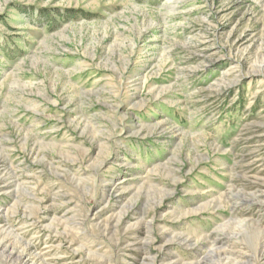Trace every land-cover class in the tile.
<instances>
[{
  "label": "rangeland",
  "instance_id": "rangeland-1",
  "mask_svg": "<svg viewBox=\"0 0 264 264\" xmlns=\"http://www.w3.org/2000/svg\"><path fill=\"white\" fill-rule=\"evenodd\" d=\"M219 234L264 264V0H0V264Z\"/></svg>",
  "mask_w": 264,
  "mask_h": 264
},
{
  "label": "bare ground",
  "instance_id": "bare-ground-1",
  "mask_svg": "<svg viewBox=\"0 0 264 264\" xmlns=\"http://www.w3.org/2000/svg\"><path fill=\"white\" fill-rule=\"evenodd\" d=\"M236 196H237L236 194L231 193V197L234 198ZM238 197H239L238 198L239 201L245 202V199L243 198V196L241 194H238ZM234 238L223 236L220 234L215 236V238L213 239V241L211 243L212 244L211 248H209V250H208V255L201 257V261L198 264H230L228 262L231 260L238 261V257L241 255V253H240V249L237 247V242L235 241ZM6 246H8V245H6ZM17 248H18V246H17ZM13 253H10V258L14 257ZM212 256H214L215 259H212ZM261 257H264V255ZM32 259L33 258H32V254H30V249L28 247H24L23 250L19 253V255H17V260H14V263L15 264H33ZM158 261L159 260H153L154 264H157ZM161 261H159V262H161ZM10 262H12V261H10ZM176 262H173L172 260L169 259L167 264H177L178 262L177 263ZM164 264H166V263H164Z\"/></svg>",
  "mask_w": 264,
  "mask_h": 264
}]
</instances>
